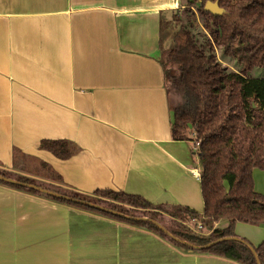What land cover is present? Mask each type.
Wrapping results in <instances>:
<instances>
[{"label":"crops","instance_id":"1","mask_svg":"<svg viewBox=\"0 0 264 264\" xmlns=\"http://www.w3.org/2000/svg\"><path fill=\"white\" fill-rule=\"evenodd\" d=\"M179 5L0 0V167L18 169L17 150L81 193L108 187L202 212L195 135H173L158 48L159 12ZM43 139H69L78 151L61 160L40 148ZM255 170L254 188L264 194ZM234 233L257 246L264 225L237 222ZM0 264L240 263L0 184Z\"/></svg>","mask_w":264,"mask_h":264},{"label":"trees","instance_id":"2","mask_svg":"<svg viewBox=\"0 0 264 264\" xmlns=\"http://www.w3.org/2000/svg\"><path fill=\"white\" fill-rule=\"evenodd\" d=\"M203 1L197 8L201 24L198 15L185 6L182 10L177 7L160 11L158 27L164 84L180 96L172 106L173 135L191 125L198 142L195 151L201 170L202 212L183 205H154L141 194L108 187L84 194L67 187L56 190L34 184L28 178L21 180L29 183H15L3 171H0V184L146 228L182 250L211 253L240 264H264V238L254 246L234 233L237 222L264 225V194H259L253 185V170H264V76L255 78L249 74L256 65H264V0H211L221 6L220 16L206 11L207 0ZM221 48L225 55L244 66L232 70L220 63L217 50ZM39 146L61 160L78 151L69 139H43ZM12 157L16 167L26 160L33 165L32 170L44 176L54 174L65 186L62 175L42 159L27 157L17 150ZM101 192L120 204L101 201L98 197ZM122 203L134 208L158 207L176 221L170 224L152 211L138 215ZM222 219L229 221L228 226L215 227ZM191 221L201 223L199 232L186 225ZM203 230L207 234H202Z\"/></svg>","mask_w":264,"mask_h":264},{"label":"rangeland","instance_id":"3","mask_svg":"<svg viewBox=\"0 0 264 264\" xmlns=\"http://www.w3.org/2000/svg\"><path fill=\"white\" fill-rule=\"evenodd\" d=\"M194 2L191 1H187V0H180V5L178 7H180L179 9H183L185 6L187 8H191L195 14L198 15V22L201 24V18H199V14L197 12V8H200L203 4V0H193ZM217 58L219 60L220 63L227 65L230 69L232 70H239V68H242L244 65H242L240 62L237 63L236 59H234L233 57L227 56L224 54L223 49H218L217 50ZM249 74L252 77H261L264 76V65H256V67L252 68L251 70H249ZM170 98L171 101H173V105H175L178 100H180V96L178 93L173 92L172 90H170ZM186 133L189 135L190 133L192 134V126L189 125L188 127L185 128ZM191 138H193V136L190 135ZM194 146V145H193ZM26 162V163H25ZM18 166L16 168L20 169H14V170H6L3 169L2 167H0V171L5 172V176L8 178H11L14 181H20V182H25V183H29L27 181H23L21 180V178H28L30 179V181H32L34 184H40V185H48L51 188H54L56 190H65L66 186H64L58 179L57 176H55L54 174L50 175L45 173L46 175H42L39 174L38 172L34 171L31 169V167L33 165L27 164V161L24 160V163H18ZM24 171V172H23ZM26 171V172H25ZM258 175V177H256L255 175ZM255 175H254V179H259L262 178L263 182H264V170L263 169H256L255 170ZM98 197L101 201H107L108 203L111 204H115V205H119L120 203L116 200L113 199L112 196L105 194V192H101L98 194ZM119 199V198H117ZM49 200V199H48ZM51 201V200H50ZM124 206L134 209V212H136L138 215H143V214H147L149 212H151L154 216H162L164 218V220L170 224H173L175 220L169 218L168 214L163 211L162 209L156 207H147V208H134L126 203H122ZM121 204V205H122ZM186 225L188 227H190V229L192 228L194 231L199 232L200 229L197 228V224L195 225L194 221L191 222H186ZM202 234H207V230H203Z\"/></svg>","mask_w":264,"mask_h":264},{"label":"water","instance_id":"4","mask_svg":"<svg viewBox=\"0 0 264 264\" xmlns=\"http://www.w3.org/2000/svg\"><path fill=\"white\" fill-rule=\"evenodd\" d=\"M204 9L206 11H209V12L217 15V16H220V14L222 12V8H221V6H219V4H218L217 1L216 2H213L211 0H207L206 3H205V5H204ZM10 181L16 183V181H13V180H10ZM27 186H29L30 188H34V189L37 188L38 190L44 191L45 193L50 194V195H54V196H58V197H63L65 199H67V200H70L71 199V200H73L75 202H81V201H78V200H75V199H72V198L65 197L64 195L58 194V193H56L54 191L50 192V191L44 190V189H42V188H40V187H38L36 185L35 186L34 185H27ZM82 203H86V202H82ZM87 204L90 205V206H93V207L102 209V207H100V206H97V205H94V204H91V203H88V202L86 203V205Z\"/></svg>","mask_w":264,"mask_h":264},{"label":"built area","instance_id":"5","mask_svg":"<svg viewBox=\"0 0 264 264\" xmlns=\"http://www.w3.org/2000/svg\"><path fill=\"white\" fill-rule=\"evenodd\" d=\"M195 143L198 145V142L195 141ZM194 226H196V224H195ZM197 228H198V229H201V228H202V225H201L200 222L197 223Z\"/></svg>","mask_w":264,"mask_h":264}]
</instances>
